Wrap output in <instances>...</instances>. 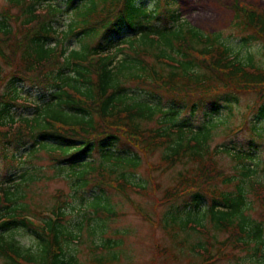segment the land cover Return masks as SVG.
<instances>
[{
    "label": "trees",
    "instance_id": "trees-1",
    "mask_svg": "<svg viewBox=\"0 0 264 264\" xmlns=\"http://www.w3.org/2000/svg\"><path fill=\"white\" fill-rule=\"evenodd\" d=\"M6 1L0 9L1 146L30 140V153L44 151L57 163L51 179L69 172L77 187L90 184L102 192L108 188L132 205L129 191L143 190L132 181L139 156L116 153L114 145L123 140L142 155L160 151L162 163L155 170L177 164L186 168L157 204L169 205L164 214L167 227L178 228L186 236L188 231L204 235V243L192 246L202 258L200 264L234 256L226 250L256 254L264 246L261 225L246 214L254 204L264 219V182L255 175L259 164L247 165L249 151L233 155L227 145L211 148L214 124L190 125L177 117L176 106L161 101L162 96L172 102L195 101L190 106L194 112L195 103L252 92L255 100L246 114L251 118L230 131L232 136L249 123L250 137L261 140L264 127L257 130L255 120L264 119V67L252 55L241 56V51L220 42V33H204L187 21L180 22L178 0H163L161 9L157 0L154 17L138 3L141 0H65L64 9L51 0ZM232 11L233 28L251 32L249 40L243 37V46L254 40L264 42L263 8L234 0ZM64 13L70 19L66 30L58 33L54 23ZM163 14L171 26L150 25ZM71 38H76L77 48L65 46ZM18 84L48 88L50 96L30 117L15 119L12 108L26 105ZM255 142L251 139L249 145ZM85 154L99 158L87 161ZM218 154L240 164L237 175H226L219 168ZM39 177L30 174L16 187L0 182V260L3 264H77L66 255L67 245L78 236L73 229L93 243L96 232L103 233L104 223L116 213L97 195L89 205L96 215L93 226L85 217L75 224L65 221L61 207L50 210L59 216L56 220L29 221L24 218L28 209L20 202ZM203 200L206 207L200 211ZM17 229L33 236L36 246L21 245L13 235ZM218 232L226 238L217 241ZM111 242L102 234L104 254L93 258V264L114 262L112 250L118 243ZM214 242L219 247L212 253L208 247Z\"/></svg>",
    "mask_w": 264,
    "mask_h": 264
},
{
    "label": "rangeland",
    "instance_id": "rangeland-1",
    "mask_svg": "<svg viewBox=\"0 0 264 264\" xmlns=\"http://www.w3.org/2000/svg\"><path fill=\"white\" fill-rule=\"evenodd\" d=\"M61 9L65 8V0H51ZM243 3L254 5L264 9V0H240ZM150 15L154 17L156 14L157 0H141L138 2ZM234 0H178L177 8L180 13L179 20L187 21L193 27L204 33H220V42L227 46L235 48V51H241V56L250 54L254 61L264 67V42L262 40L250 41L248 45L243 46V37L251 38V32H238L233 28V6ZM7 4L6 0H0V9ZM160 9L164 7V1H159ZM173 7V6H172ZM70 15L64 13L57 17L54 26L59 31L66 30ZM164 22V15L161 16V22ZM161 22L153 21L160 24ZM152 23V22H151ZM167 25H171L168 20ZM117 42V41H116ZM68 49L77 48L76 38H71L65 42ZM115 46V45H114ZM17 89L19 95L26 101V105L13 107L11 114L17 119L20 116L30 117L35 112V106L45 103L49 96L50 90L37 86L18 84ZM144 95L148 92L144 90ZM154 99V98H153ZM152 99V100H153ZM255 100V94L252 92L238 93L236 95L222 96L214 99L212 102L207 100L202 104L195 103L196 110L190 111V106L195 101H170L165 96L161 97V101L165 106L174 105L178 109V118L184 119L190 125L198 126L203 122H208L216 126V136L211 144V148L216 145H224L232 148L233 155L240 151H249L250 160H246L247 165L257 167L256 177L264 182V134L261 140L251 138L249 135V123L242 131L231 136L234 128L245 124L250 117L246 115L248 109ZM29 105V106H27ZM216 109V111H213ZM251 118V117H250ZM253 121V120H252ZM257 130L264 127V119L255 120ZM256 142L253 146L249 145L250 140ZM33 143L26 140L23 144H11L5 149L0 148V181L2 184L7 183L11 187H16L22 183V178H27L30 174L39 175V179L34 181L31 188L25 192L23 200L20 202L28 209V214L34 216L39 211H49L55 207L58 202L64 203L61 210L64 212L65 221H71L72 224L79 222L83 217L88 220L90 226L94 225L96 215L92 208L89 207L94 196H101L103 201H107L106 208L111 209L110 212L116 213V216L107 219L104 223V232H96V236L86 238L85 235L79 236L76 228L75 235L66 247L67 257L76 259L77 264H93L92 259L96 256L103 255L100 250L102 234L104 238L111 239V244L117 242V247L112 250L116 253V259L111 264H200V258L192 246L198 242L204 243V235L196 234L188 231L189 235L179 231L178 228L167 227L164 223V214L168 210L169 205H159L157 201L163 196L164 190L172 186L176 182V178L186 167L177 164L172 168L164 170L156 169V164H161L160 151L152 154L142 155L139 151H135L129 145L120 140L114 145L113 151L119 154H127L136 152L139 156L140 165L132 174L134 183L141 187L142 192L136 193L129 191V196L133 205L130 204L117 192L104 188L103 192L98 187L90 184L86 188H79L73 183V178L69 172L62 174V177L51 179L50 177L56 171L57 163L52 160V156L44 151L30 153ZM4 153L9 157L13 155L16 159L14 163L6 161ZM32 154V155H30ZM91 156L83 155V159L93 161L98 159V154ZM91 157V158H90ZM219 168L226 175H237L240 164L233 157L226 154H218L216 156ZM92 159V160H91ZM260 159V160H259ZM63 163L62 166H67ZM189 168V167H188ZM254 175V176H255ZM15 185V186H12ZM103 204L105 202H102ZM183 203L179 202L178 206ZM134 206H137L142 213L146 214V218L137 213ZM105 207V206H104ZM109 207V208H108ZM206 207V201L200 203L199 210L203 211ZM252 209L246 214L251 220L259 223L262 227L264 237V219L259 216V209L256 205L251 206ZM98 217V216H97ZM101 217H105L102 216ZM147 217L150 220H146ZM211 234L213 230L208 222L205 225ZM215 234V232L213 233ZM13 235L21 245L36 246L34 237L27 234L23 229H17ZM227 234L223 232L216 233V240L222 241ZM211 252H216L219 247L216 242L212 243ZM254 246V245H253ZM252 246V247H253ZM207 247V244H206ZM251 249V248H250ZM198 249L196 248L195 251ZM226 253H232L234 256L224 260H219L211 264H264V246H260L256 254L252 250L235 251L226 250ZM255 262V263H254ZM0 264L3 262L0 260Z\"/></svg>",
    "mask_w": 264,
    "mask_h": 264
}]
</instances>
